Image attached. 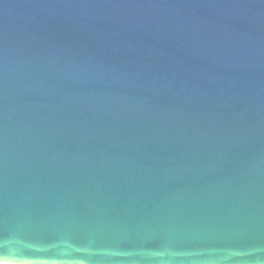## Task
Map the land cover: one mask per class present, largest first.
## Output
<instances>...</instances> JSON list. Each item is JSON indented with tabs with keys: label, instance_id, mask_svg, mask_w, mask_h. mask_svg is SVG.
Masks as SVG:
<instances>
[{
	"label": "water",
	"instance_id": "water-1",
	"mask_svg": "<svg viewBox=\"0 0 264 264\" xmlns=\"http://www.w3.org/2000/svg\"><path fill=\"white\" fill-rule=\"evenodd\" d=\"M0 263L264 264V0H0Z\"/></svg>",
	"mask_w": 264,
	"mask_h": 264
},
{
	"label": "bare ground",
	"instance_id": "bare-ground-1",
	"mask_svg": "<svg viewBox=\"0 0 264 264\" xmlns=\"http://www.w3.org/2000/svg\"><path fill=\"white\" fill-rule=\"evenodd\" d=\"M0 264H6V263H0Z\"/></svg>",
	"mask_w": 264,
	"mask_h": 264
}]
</instances>
